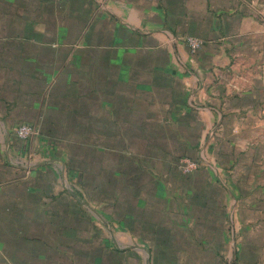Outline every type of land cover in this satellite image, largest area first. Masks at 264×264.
<instances>
[{
    "label": "crops",
    "instance_id": "1",
    "mask_svg": "<svg viewBox=\"0 0 264 264\" xmlns=\"http://www.w3.org/2000/svg\"><path fill=\"white\" fill-rule=\"evenodd\" d=\"M213 127L216 208L264 264V0H0V264H147L140 188L181 202L166 132ZM93 163L114 204L60 186Z\"/></svg>",
    "mask_w": 264,
    "mask_h": 264
},
{
    "label": "rangeland",
    "instance_id": "2",
    "mask_svg": "<svg viewBox=\"0 0 264 264\" xmlns=\"http://www.w3.org/2000/svg\"><path fill=\"white\" fill-rule=\"evenodd\" d=\"M166 133L168 135L167 139L171 142H167L170 144L169 147L164 145L162 148L163 153L173 154L172 171L180 174L179 179H181L180 195H171V197L180 198L181 202L177 200L176 204L179 208H176V206L172 210L168 202L166 204L158 196L157 198L159 199L156 200L153 194L147 192V189L140 188L139 198H143V201L150 205L148 208L151 211L142 212V218L138 214L136 224L139 226L141 238L150 239L146 244L149 246L147 258L150 259V264H244L239 259L238 246L246 228L238 227L235 221H232L231 217L235 212L221 211L220 207L216 208L217 205H215V193L225 188L221 183L219 189L215 187V137L218 136L217 133H220V138L226 137L228 133L225 131L219 132L213 127L210 131L204 132L202 143L200 141L201 132L198 131L177 132L182 134L180 140H172L173 132L171 134L170 132ZM39 134L37 132V135L30 140L36 139ZM141 144H145V142ZM191 144H195V146H191ZM145 148L147 147H141V149ZM95 155L92 156L93 161L96 160ZM110 156L112 160H115V156ZM182 159L193 160L197 162L198 167L191 172L184 173L179 168ZM140 166V173H142L144 172L143 168H146V166L143 164ZM148 170L154 169L150 168ZM87 173L84 179L81 176L76 182V180H71L67 176L66 168L64 169V175L61 176L60 186L65 188L67 186L84 193L86 191L85 183L88 189V193L85 196L86 200L97 205L102 196L108 204H114L116 202L115 196L109 194L108 196H103V193L101 196L99 195L98 179H95L99 174L98 164L93 163V166L87 169ZM143 178L144 176L140 178L141 186L145 181V178ZM187 189H190L189 192L191 193H187ZM90 197L91 199L96 198L97 201H91ZM129 197L132 196H121V198H124V201L122 200L124 205ZM234 198L231 195L221 196L219 197L220 204L228 206V203ZM81 200L80 202H84L82 198ZM166 206H170L169 212ZM137 210L140 211L141 209ZM223 212L224 215H222ZM168 213H171L172 219H167L166 215ZM243 213V211L239 212L242 216ZM146 214L151 216L150 220L144 217ZM169 221H171V227H169ZM159 224L162 226H158ZM158 228L164 229V234L157 235V238L159 236L161 240L153 241V235H156L157 232H153L152 229L157 230ZM163 237L165 238L164 240ZM169 238L171 240L167 241ZM139 246L143 247L142 244ZM246 263L249 264V261H246Z\"/></svg>",
    "mask_w": 264,
    "mask_h": 264
},
{
    "label": "built area",
    "instance_id": "3",
    "mask_svg": "<svg viewBox=\"0 0 264 264\" xmlns=\"http://www.w3.org/2000/svg\"><path fill=\"white\" fill-rule=\"evenodd\" d=\"M185 41L193 52L198 51L204 44L203 40L192 36H187ZM37 132L38 131L35 126L26 123L20 124L17 128V135L22 140L33 139L37 135ZM197 167V162L190 159H182L179 164L180 170L184 173L191 172Z\"/></svg>",
    "mask_w": 264,
    "mask_h": 264
},
{
    "label": "water",
    "instance_id": "4",
    "mask_svg": "<svg viewBox=\"0 0 264 264\" xmlns=\"http://www.w3.org/2000/svg\"><path fill=\"white\" fill-rule=\"evenodd\" d=\"M73 194H74V196H76L80 201H82L81 198H80L76 193L73 192ZM148 264H150V259H149V258H148Z\"/></svg>",
    "mask_w": 264,
    "mask_h": 264
}]
</instances>
